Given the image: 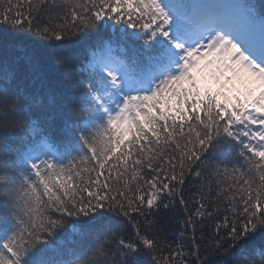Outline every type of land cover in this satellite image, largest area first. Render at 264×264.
Listing matches in <instances>:
<instances>
[{
  "label": "snow or ice",
  "instance_id": "6c2138e0",
  "mask_svg": "<svg viewBox=\"0 0 264 264\" xmlns=\"http://www.w3.org/2000/svg\"><path fill=\"white\" fill-rule=\"evenodd\" d=\"M221 253L264 264V0H0V264Z\"/></svg>",
  "mask_w": 264,
  "mask_h": 264
},
{
  "label": "trees",
  "instance_id": "16d2710c",
  "mask_svg": "<svg viewBox=\"0 0 264 264\" xmlns=\"http://www.w3.org/2000/svg\"><path fill=\"white\" fill-rule=\"evenodd\" d=\"M108 24L110 27L106 30L109 35L113 33L115 29L123 28V25L114 24V22L109 21ZM127 31H132L131 29H128ZM74 38L69 37V42H71ZM121 48H124V52L120 53V55H123L125 57H130L132 49L135 47L134 43L132 41H127L126 43H121L119 45ZM80 55L82 56L84 54L83 49H79ZM194 190L192 189L191 183L187 185V188L185 190V199L191 200V193ZM184 206L180 205L178 201L171 205L170 209H165L162 211V226L166 231V234L169 237V243H171L170 237L173 235L178 236L180 231H185L188 234L189 239L191 238V235L193 234V228L195 227V235L198 241H201V228L199 226V221L201 220L200 217L194 218V223L188 222V214L183 210ZM111 215V214H108ZM73 224H79V222L73 220L69 221V223L65 226L69 232L72 230ZM212 232L211 228H206L204 230V239L200 243V249L201 252L204 250V244L209 242V233ZM189 247L194 251L195 245H185V253L189 251ZM223 253L220 254V256L213 257L217 264H224L223 260ZM194 258V257H192Z\"/></svg>",
  "mask_w": 264,
  "mask_h": 264
}]
</instances>
